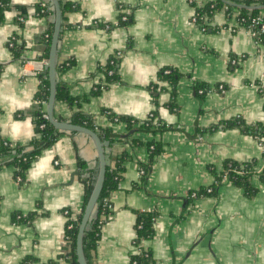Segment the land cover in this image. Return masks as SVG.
Here are the masks:
<instances>
[{
	"label": "crops",
	"instance_id": "0c3cea01",
	"mask_svg": "<svg viewBox=\"0 0 264 264\" xmlns=\"http://www.w3.org/2000/svg\"><path fill=\"white\" fill-rule=\"evenodd\" d=\"M215 1L58 0L74 9L61 19L56 65L70 66L56 73V82L80 106L55 102L53 116L70 123L77 112L87 115L122 138L108 154L128 155L118 189L108 198L111 214L92 264H130L137 252L136 215L150 211L156 214L153 236L143 246L154 264H264V183L257 176L251 180L253 196L224 179L215 195L190 197L214 184L227 161H254L258 173L264 164V138L258 141L245 130L264 127V61L256 39L237 24L232 6L244 7V0H221L223 7L206 31L192 23L195 8ZM40 3L52 15L37 16ZM255 8L264 16V6ZM120 15L128 17L126 25L117 26ZM53 23L50 0H9L3 13L0 139L13 145H27L36 135L38 75L45 70L44 38ZM12 36L22 59L12 58ZM116 52L121 53L117 81L93 95L105 81L101 68ZM163 68L180 74L174 94L168 82L158 80ZM196 83L208 86L202 97L195 93ZM106 110L138 122L153 113L160 124L126 137V125L108 121ZM60 132L22 181L12 165L0 168V264H20L26 257L33 264H70L64 258L70 243L63 212L69 210L75 220L81 214L78 161L94 170L98 159L89 137ZM152 141L162 153L142 182L139 165L147 163L146 145ZM16 216L28 220L18 222Z\"/></svg>",
	"mask_w": 264,
	"mask_h": 264
},
{
	"label": "trees",
	"instance_id": "16d2710c",
	"mask_svg": "<svg viewBox=\"0 0 264 264\" xmlns=\"http://www.w3.org/2000/svg\"><path fill=\"white\" fill-rule=\"evenodd\" d=\"M251 2L252 0L242 1L244 7H237L235 5L232 6L233 8L237 9L238 15L236 18L239 20H243L242 26L245 28H247L250 18L261 16L259 14V9L255 7L264 6V0L254 1L252 7ZM8 4L9 0H0V24L2 23L3 13L8 7ZM42 4L45 3H40L37 5L36 15L40 17L52 15V12L48 10L46 6H41ZM223 4L224 3L221 0H216L213 3H207L202 7L195 8V14L197 15L196 25L206 31L208 22L213 17L214 13L223 7ZM59 6L61 10L62 20L65 19V14L67 12L74 9L71 3L59 2ZM227 12H229V9L227 10ZM121 16L122 15H120L119 17L117 26H123L128 23V17L125 21H122ZM262 22H264V16H262ZM52 28L53 24H50V31H48L44 38L46 47L42 58L48 59ZM254 29L256 31H259V25ZM256 40L260 45L264 46V33L259 34ZM9 50L13 59H22L21 45L14 44V46L12 48H9ZM119 59L120 58H115L112 55L108 59L106 65L101 68L105 81L102 86H98L96 90H94L93 95H98L102 90L106 89L110 83L117 81ZM69 66V63H66L64 65H56V73L59 74L60 72L69 68ZM109 71L111 72V74L108 73ZM179 77L180 74L169 68H163L158 73V80L168 82L171 86L172 94L175 93V88ZM38 79L39 89L35 95V100L47 102L49 97V80L47 71L43 70L38 75ZM155 88L156 87L154 86L153 89ZM194 90L198 97H202V95H204L208 91V86L205 84L196 83ZM55 102H63L70 105L75 103V106H80L79 100L72 98L69 95L66 87L59 82H56L55 86ZM41 113L42 110L39 109L34 123L36 135L34 139L27 145H13L3 139H0V168L6 165H12L15 168L16 179L19 178L20 181L24 179L25 173L31 166L32 162L41 154L43 150L52 146L55 143L57 137L61 134V132L55 130L47 120L41 118ZM103 115L110 122H113V119L116 118V122L124 123L128 132V135L126 137L131 136L134 132L140 129L150 131V128H152V126H159L160 124L153 113L152 116H148V119H146L144 122L134 121L127 117H118L107 110L103 111ZM70 123L84 127L94 132L101 142L108 143V146L104 148L106 168L103 186L82 238L84 257L87 264H92V254L95 251L97 243L99 241L101 227L105 224L107 218L111 214L108 198L113 191L118 189L119 181L121 180V175L124 171L123 164L128 159V155H126L124 152L115 157L108 154L107 150L111 149L114 146V143L121 141L122 138L113 134L110 128H102L100 126L94 125L91 118L87 115L77 112L70 119ZM41 125H43L42 128H40ZM136 125L139 126L138 129L136 128ZM239 126L242 125L239 124ZM245 130L249 131L254 136H258L260 139L264 138V127L262 126L256 125L251 129L245 128ZM132 143L140 145V143L136 139H134ZM146 148L148 153L147 163L139 165V168L143 170V175H141L140 177L142 182L149 175L151 164L162 153L161 145L157 142L152 141L148 143L146 145ZM255 167L256 166L254 161L248 163H236L231 161L225 162L222 172L216 174L214 184L196 191V198L215 195L217 187L223 183L224 179L225 181L232 183L234 186L242 189L246 195L253 196L256 190L251 184L252 178L254 176H257L264 183V172L258 173L255 170ZM96 172V169H88L84 162L80 160L78 161V175L84 185L83 210L90 196ZM238 172H240V174H238ZM208 188L210 189V193H206V189ZM82 212L76 218V221H72V223H69L72 225L70 229H67L68 223H66L65 227V238L70 243V252L64 258L65 260L69 261L70 264H77L75 255V241ZM155 216L156 214L151 211L141 212L136 215V221L134 225V243L137 247V252L130 257V264H154L150 251L143 246V243L150 240L153 236V220ZM27 220V218L21 217L18 222ZM34 262L35 260L33 258L26 257L21 261L20 264H33Z\"/></svg>",
	"mask_w": 264,
	"mask_h": 264
},
{
	"label": "water",
	"instance_id": "95a60500",
	"mask_svg": "<svg viewBox=\"0 0 264 264\" xmlns=\"http://www.w3.org/2000/svg\"><path fill=\"white\" fill-rule=\"evenodd\" d=\"M50 1L54 9V23H53V29L50 39L47 64L44 67V69L48 73V80H49V97L46 102V109H45L47 120L55 130L62 132L80 133L89 137L94 143L97 153V159H98V165L96 169L97 172H96L94 184L90 196L82 212L80 223L77 229L76 241H75V255H76L77 264H87L82 248V238L86 226L89 222V219L92 216L95 204L98 200V197L100 195L103 186L104 177H105V168H106L104 148L108 146V143L101 142L98 136L94 132L84 127L74 125L69 122H60L56 120L53 116L54 105H55L57 47H58V41L60 38V31H61V10L59 7L58 0H50Z\"/></svg>",
	"mask_w": 264,
	"mask_h": 264
},
{
	"label": "built area",
	"instance_id": "2783aa9c",
	"mask_svg": "<svg viewBox=\"0 0 264 264\" xmlns=\"http://www.w3.org/2000/svg\"><path fill=\"white\" fill-rule=\"evenodd\" d=\"M41 6H42V7H45L46 5H45V4H42ZM236 17H237V16H236ZM126 18H127L126 16H121V20H122V21H125ZM236 20H237V24L240 25V26H242L243 20H239V19H237V18H236ZM191 21H192L193 24L196 25L197 15L195 14V12H194L193 16L191 17ZM258 25H259V31H256L254 28H255L256 26H258ZM105 29H109V26L105 25ZM246 29L248 30V32L250 33V35H251L252 37H254L255 39H257V37H258L259 34L264 33V22H262V16H260V17H256V18H255V17H254V18H250V19H249V22H248V26H247ZM201 30H204V29L201 28ZM16 40H17L16 37H13V36H12V37L9 39V41H8V48H12V47L14 46V44H16ZM256 44H258V47L260 48V57H261L262 60L264 61V46H263V45H260V44L257 42V40H256ZM113 56H114L115 58H120L121 54H120L119 52H117V53H114ZM231 62H232L233 64H235V60H232ZM46 64H47V61L43 60V61H42V64H41V69H42V67H45ZM108 73L111 74L110 71H109ZM260 84H261V83H260ZM259 87H260V86H259ZM217 88H218L219 92H221V93L224 92V87H223V86H218ZM36 102H37V104L40 106V109L42 110L41 118L44 119V120H47V115H46V112H45V109H44V107L46 106V102H45V101H41V100H36ZM151 116H152V114H150V117H151ZM47 121H48V120H47ZM116 121H117L116 118L113 119V122H116ZM42 127H43V125L40 126V128H42ZM256 139H258V141L262 140V139H260L258 136H256ZM260 143H261V142H260ZM54 164L57 166V165H58V162L55 161ZM259 172H260V173L264 172V164H263V168H262ZM139 174H140V175H143V170L139 169ZM238 174H240V172H238ZM17 181H20V179L17 178ZM206 193H210V189H209V188L206 189ZM190 197H191V198H196V197H197V196H196V193H195V192L190 193ZM63 214H64V216H66V218H67V223H68V225H67V229H70L72 225L69 224V223H72V221H76V220H75L74 218H72V213H70L69 210H64ZM20 218H21V216H16V217H15L16 220H19ZM134 264H135V263H134Z\"/></svg>",
	"mask_w": 264,
	"mask_h": 264
}]
</instances>
